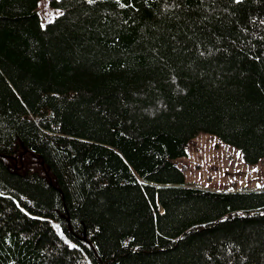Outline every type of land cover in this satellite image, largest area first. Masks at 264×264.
I'll return each instance as SVG.
<instances>
[{
  "label": "trees",
  "instance_id": "obj_1",
  "mask_svg": "<svg viewBox=\"0 0 264 264\" xmlns=\"http://www.w3.org/2000/svg\"><path fill=\"white\" fill-rule=\"evenodd\" d=\"M38 1L0 0V264H264V189L174 163L264 157V0Z\"/></svg>",
  "mask_w": 264,
  "mask_h": 264
},
{
  "label": "rangeland",
  "instance_id": "obj_2",
  "mask_svg": "<svg viewBox=\"0 0 264 264\" xmlns=\"http://www.w3.org/2000/svg\"><path fill=\"white\" fill-rule=\"evenodd\" d=\"M36 10L40 23L51 21L60 10L53 8L49 0H39ZM223 44H204L199 55L205 57L215 51L229 54L231 47ZM193 139V138H192ZM174 163L185 174L187 183L212 190L264 189V157L256 163H245L238 149L223 143L209 133H199L190 140L187 155L176 158Z\"/></svg>",
  "mask_w": 264,
  "mask_h": 264
},
{
  "label": "crops",
  "instance_id": "obj_3",
  "mask_svg": "<svg viewBox=\"0 0 264 264\" xmlns=\"http://www.w3.org/2000/svg\"><path fill=\"white\" fill-rule=\"evenodd\" d=\"M194 138H195V137H194ZM194 138H193V139H194ZM193 139H191V140H193ZM189 142H190V141H189ZM188 144H189V143H188ZM188 144H187V147H186V149H188Z\"/></svg>",
  "mask_w": 264,
  "mask_h": 264
},
{
  "label": "snow or ice",
  "instance_id": "obj_4",
  "mask_svg": "<svg viewBox=\"0 0 264 264\" xmlns=\"http://www.w3.org/2000/svg\"><path fill=\"white\" fill-rule=\"evenodd\" d=\"M92 2V0H89V3H91Z\"/></svg>",
  "mask_w": 264,
  "mask_h": 264
}]
</instances>
